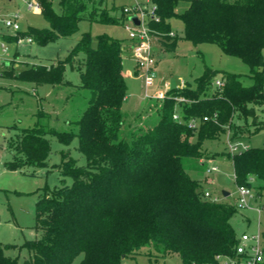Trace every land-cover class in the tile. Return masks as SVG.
<instances>
[{
	"label": "trees",
	"instance_id": "obj_1",
	"mask_svg": "<svg viewBox=\"0 0 264 264\" xmlns=\"http://www.w3.org/2000/svg\"><path fill=\"white\" fill-rule=\"evenodd\" d=\"M38 1L49 27H28L16 36L4 34L5 42L17 44L31 38L46 46L72 37L84 14L89 22L104 25L127 20L125 15L113 16L106 0H60L58 11L53 0ZM152 1L161 22L151 27L163 35L164 50L176 51L178 38L170 36V22L180 19L184 40L194 45L215 44L224 54L242 60L251 69L254 84L246 87L241 75L207 68L195 88L169 92L171 97L161 104L158 124L126 141L121 130L128 87L120 40L107 34L94 40L84 33L64 59L25 68L17 75L5 71L4 76L35 86H58L71 84L66 80L69 68L80 73V88L92 96L76 133L45 127L23 129L16 124L9 127L20 133L9 141L12 160L4 165L8 171L47 167L49 135L64 146L77 138L78 151L87 164L78 166L61 152V185L46 186L36 203V229L41 237L20 246L0 241V264H20L19 256L6 255L7 250L15 249L29 251L23 264H74L78 258L77 264H124L145 249L156 262L157 254L178 255L182 264L213 263L219 256H236L239 237L232 219L239 213L238 206L207 198L184 160L203 163V159L226 156L232 161L238 187L264 190V147L235 154L228 149L215 155L204 149L206 141L229 136L233 142L250 135L251 128H255L253 134L264 131V120L256 109L264 106V0H188L190 5L182 14L177 12L182 0ZM219 74L225 85L208 96ZM179 96L190 102L178 103ZM177 109L184 123L173 119ZM205 117L209 120L204 121ZM192 120L199 122L195 129L189 126ZM66 178L72 179V185L65 184Z\"/></svg>",
	"mask_w": 264,
	"mask_h": 264
},
{
	"label": "rangeland",
	"instance_id": "obj_2",
	"mask_svg": "<svg viewBox=\"0 0 264 264\" xmlns=\"http://www.w3.org/2000/svg\"><path fill=\"white\" fill-rule=\"evenodd\" d=\"M59 1L53 0V7L56 11L59 9ZM0 2L1 32L6 33L1 22L2 18L14 12H19L23 16L20 21L22 31L27 30L28 27L40 29L49 27L43 16L29 12L22 0H0ZM133 2L134 0H106V5L112 9L113 16L121 18L124 15L122 11L124 5H130ZM186 7H188V1H182L178 13L182 14ZM170 23L171 33L178 38V47L176 51L171 52L164 50L159 43L156 44V78L148 87H146L144 74L137 75L134 72V53L128 48L129 32L124 24L112 26L97 22L91 23L87 19V14H84L76 34L69 38H61L46 46L36 43L29 44L27 39H23L20 44L4 42L8 52L3 53L2 40L0 41V241L2 243L20 246L27 240H36L41 237L42 232L36 229V203L46 186L54 188L61 185L62 151L67 157L75 159L78 166L87 164L86 157L78 151L77 138L70 146H64L58 142L56 137L49 135L47 137L51 142V153L47 167L35 169L26 166L17 172L8 171L4 165L12 160L9 141L15 138L18 132L20 133L9 127L16 124L23 129L45 127L58 132L76 133L78 131L77 122L82 118L92 96L90 91L80 88L81 78L78 71L67 69L66 80L71 82L69 85L35 86L2 75L4 68L2 61L11 62L8 70L14 71L17 75L25 68L50 65L59 59L66 58L80 42L84 33H90L94 40L101 34H107L120 40L123 47L125 81L128 87V99L123 106L125 124L121 130V138L131 141L134 135H140L160 121L162 101L149 99L146 94L152 97L158 96L160 92L167 89L176 88L182 91L187 87L195 88L197 79L205 73L207 68L241 75L242 83L246 87L254 84L251 69L242 60L224 54L215 44L194 45L184 40V23L180 19H173ZM217 79H222V74L213 80L208 96L217 89L215 84ZM184 83L185 87L178 88ZM177 98L189 100L186 96ZM256 109L259 117L264 120V106H257ZM235 122L238 123V121ZM254 130L255 128H251L250 135L247 134L239 140H234L233 143H237L240 149L243 146L264 147V131L253 134ZM204 149L211 152L209 153L211 155L227 153L229 149L227 136L217 141H206ZM203 160V163L195 159L184 160L190 176L199 180L204 190H209L213 197L237 205L239 187L235 182L232 161L223 155H217L215 159ZM201 164H204V167ZM213 167H217L218 171H211ZM72 182L71 178L65 179V184L68 186L72 185ZM256 186L258 187L259 184ZM224 192L230 195L225 197ZM238 209L239 213L232 219L238 237L244 233L256 232L264 236V190L259 191L254 188L251 191V197L248 198V206ZM6 255L19 256L20 264L30 257L29 251L25 249L7 250ZM157 255L158 261H153V257H150L148 250L145 249L136 258L125 259L124 264H182L178 255ZM80 259L78 258L74 264H77Z\"/></svg>",
	"mask_w": 264,
	"mask_h": 264
},
{
	"label": "built area",
	"instance_id": "obj_3",
	"mask_svg": "<svg viewBox=\"0 0 264 264\" xmlns=\"http://www.w3.org/2000/svg\"><path fill=\"white\" fill-rule=\"evenodd\" d=\"M12 1V0H11ZM27 7V10L32 13H42V6L38 0H22ZM123 13L125 16L133 17L136 16L139 19V25L134 22L127 20L124 24V27L129 32L128 40L131 43V50L134 53V61L139 70L140 74H144L146 79V87L151 86L156 78V54H155V45L160 42L163 37L162 34L155 31L152 27V23L161 22V18L157 13V7L152 0H134V3L123 8ZM23 16L19 12H14L6 17L2 18L1 22L3 23L6 33L11 36H16L22 28L20 21ZM0 33V41L2 40V51L3 53L8 52V48L4 44ZM170 36H174L173 33ZM23 39H20L17 44H20ZM29 44L34 43L31 38L27 39ZM6 60L2 61L5 63ZM217 88H223L225 85L224 80L217 79L215 82ZM185 83L178 88L185 87ZM172 89H167L164 92H160L158 96L150 97L146 94V97L155 99L158 101L164 102L169 97V92ZM176 101L181 104L190 102L186 99L176 98ZM173 119L175 121L184 123V120L177 109L173 114ZM209 118L205 117L204 121H208ZM199 122L197 120H192L189 123V126L193 129L198 127ZM228 148L231 154L239 153L243 150H247L249 147L243 146L241 149L237 143L231 142L228 136ZM210 171V170H209ZM211 171H218L217 167H213ZM205 196L211 198L214 201H219L216 197L212 196V193L209 190H206ZM251 197V190L246 187H239V198H238V208H245L248 206V198ZM264 261V243L263 236L261 233H244L239 237V243L236 247V256H219L217 260L213 263H204V264H261Z\"/></svg>",
	"mask_w": 264,
	"mask_h": 264
},
{
	"label": "crops",
	"instance_id": "obj_4",
	"mask_svg": "<svg viewBox=\"0 0 264 264\" xmlns=\"http://www.w3.org/2000/svg\"><path fill=\"white\" fill-rule=\"evenodd\" d=\"M9 1H11V0H9ZM182 1H188V0H182ZM182 1H181V2H182ZM181 2H180V3H181ZM133 3H134V2H133ZM133 3H132V4H133ZM180 3H179V5H180ZM132 4H130V5H132ZM0 5H1V2H0ZM179 5H178V8H179ZM189 5H190V3H189V1H188V7H189ZM125 6H129V5H124V7H125ZM124 7H123V8H124ZM188 7H186V9H188ZM178 8H177V12H178ZM10 14H11V13H10ZM39 14H41V13H39ZM8 15H9V14H8ZM6 16H7V15H6ZM126 18H127V20H129L130 17L128 18V17L126 16ZM22 19H23V18H22ZM0 33L4 35V32H1V31H0ZM173 34H174V33H173ZM174 35H175V34H174ZM127 40H128V39H127ZM158 43L160 44V47L163 48V46L161 45V43H160V42H158ZM127 45L129 46L128 48H130V50H131V43H130L129 40H128V44H127ZM155 46H156V45H155ZM163 49H164V48H163ZM15 57H16V55H15ZM134 63H135V61H134ZM3 64H4V68H3V71H2V75L4 74L5 71H9L8 69L10 68V66H11L12 63L6 61V62L3 63ZM156 67H157V65H156ZM134 72L137 73V75H139V70H138V68H137V66H136V63H135V66H134ZM127 99H128V97H126L125 101H127ZM125 101H124V102H125ZM11 153H12V152H11ZM3 244H4V243H3Z\"/></svg>",
	"mask_w": 264,
	"mask_h": 264
},
{
	"label": "water",
	"instance_id": "obj_5",
	"mask_svg": "<svg viewBox=\"0 0 264 264\" xmlns=\"http://www.w3.org/2000/svg\"><path fill=\"white\" fill-rule=\"evenodd\" d=\"M129 20L132 21V22H134L135 24L139 25V19H138V17L133 16V17H130ZM229 195H230L229 193L224 192V196L225 197H228Z\"/></svg>",
	"mask_w": 264,
	"mask_h": 264
}]
</instances>
